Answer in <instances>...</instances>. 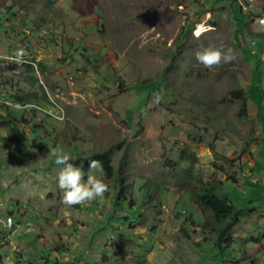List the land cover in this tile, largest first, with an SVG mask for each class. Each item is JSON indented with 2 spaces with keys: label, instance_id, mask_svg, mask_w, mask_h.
<instances>
[{
  "label": "rangeland",
  "instance_id": "374dc122",
  "mask_svg": "<svg viewBox=\"0 0 264 264\" xmlns=\"http://www.w3.org/2000/svg\"><path fill=\"white\" fill-rule=\"evenodd\" d=\"M209 44L234 59L204 67ZM256 68L264 90V0H0V260L264 264ZM50 149L77 165L108 150L110 177L84 167L103 196L63 203ZM200 180L244 210L220 241Z\"/></svg>",
  "mask_w": 264,
  "mask_h": 264
},
{
  "label": "trees",
  "instance_id": "16d2710c",
  "mask_svg": "<svg viewBox=\"0 0 264 264\" xmlns=\"http://www.w3.org/2000/svg\"><path fill=\"white\" fill-rule=\"evenodd\" d=\"M237 14L239 17V21L242 20V16L240 12ZM41 66V63L38 62ZM16 68V67H14ZM23 68V69H22ZM19 72L23 73H29L31 71H34L33 64L29 62H23L20 65V69H16ZM259 69L254 70V75L252 78V82L250 83L249 87V94L251 98L254 100L255 105L258 108V115L260 116V119L264 117V106H263V100H264V90L262 89V79L260 76ZM231 95H234L235 97L239 98L242 102V108L245 109L246 105V99L243 94V90H233L231 91ZM14 98V97H13ZM17 100H19L20 103L25 105V98L22 95L15 96ZM264 121V119H262ZM212 151H214L213 148H211ZM183 159H189V155L185 154L184 151L180 155ZM89 159H96L101 161L103 165V172L107 177H110L112 175V163L111 158L108 150L104 151H98L91 155V157H88L85 159L84 167L88 165ZM182 171H187V169H182ZM121 180V179H120ZM221 185V182H212V181H199L197 188H196V203L199 204V211L204 216V220L202 223V226L204 228L212 227L213 229L218 230V240L220 241L228 231L231 225H233L239 218V216L244 213L243 209L237 208L232 200L225 194H219L217 192V189ZM122 185L120 186L119 190L116 193V196L121 195V192L123 193ZM249 211V210H247ZM250 212V211H249ZM228 243V241H226ZM220 242H218L219 244Z\"/></svg>",
  "mask_w": 264,
  "mask_h": 264
},
{
  "label": "clouds",
  "instance_id": "9594fccd",
  "mask_svg": "<svg viewBox=\"0 0 264 264\" xmlns=\"http://www.w3.org/2000/svg\"><path fill=\"white\" fill-rule=\"evenodd\" d=\"M15 55L17 58H22L24 55L23 49H17ZM194 56L196 61L206 68L218 66L222 62L227 63L234 59L230 49L223 51L222 46L218 47L211 44L200 46L194 51ZM49 153L54 157L55 164L59 166L56 183L61 190L63 203L70 206L82 204L102 197L107 191L108 185L103 178L97 175H86L83 161L78 165L75 164L72 162L71 155L62 149H50ZM88 168L98 169L100 172L103 171L101 161L96 159L88 160ZM0 264H15V261L10 258H4L0 260Z\"/></svg>",
  "mask_w": 264,
  "mask_h": 264
},
{
  "label": "built area",
  "instance_id": "2783aa9c",
  "mask_svg": "<svg viewBox=\"0 0 264 264\" xmlns=\"http://www.w3.org/2000/svg\"><path fill=\"white\" fill-rule=\"evenodd\" d=\"M11 223H12L11 221L8 222L9 225H11Z\"/></svg>",
  "mask_w": 264,
  "mask_h": 264
}]
</instances>
